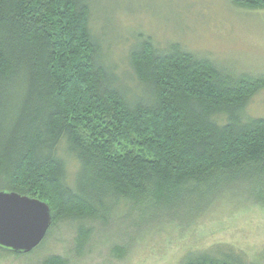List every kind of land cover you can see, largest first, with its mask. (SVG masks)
<instances>
[{"label":"trees","instance_id":"obj_1","mask_svg":"<svg viewBox=\"0 0 264 264\" xmlns=\"http://www.w3.org/2000/svg\"><path fill=\"white\" fill-rule=\"evenodd\" d=\"M91 21L86 0H0V190L45 202L53 225L102 219L122 201L155 209L229 180L262 181L264 118L244 108L264 78L232 77L178 43L161 51L146 38L128 55V85L143 96L130 101L100 61ZM60 149L78 164L73 186ZM89 233L78 227L79 250ZM211 252L182 264H231Z\"/></svg>","mask_w":264,"mask_h":264},{"label":"rangeland","instance_id":"obj_2","mask_svg":"<svg viewBox=\"0 0 264 264\" xmlns=\"http://www.w3.org/2000/svg\"><path fill=\"white\" fill-rule=\"evenodd\" d=\"M86 1L100 61L130 101L143 96L129 87L136 82L128 55L146 38L161 51L178 43L232 77L264 78V8H241L231 0ZM244 116L264 118V88L248 99ZM58 155L65 182L73 186L78 164L62 149ZM260 179L229 180L192 201L186 196L167 207L122 201L104 206L102 219L63 218L28 253L0 249V264H43L53 255L67 264H182L208 249L231 264H264V176ZM79 226L90 232L80 250Z\"/></svg>","mask_w":264,"mask_h":264},{"label":"water","instance_id":"obj_3","mask_svg":"<svg viewBox=\"0 0 264 264\" xmlns=\"http://www.w3.org/2000/svg\"><path fill=\"white\" fill-rule=\"evenodd\" d=\"M52 224L49 206L14 191L0 190V248L13 253L32 251Z\"/></svg>","mask_w":264,"mask_h":264}]
</instances>
